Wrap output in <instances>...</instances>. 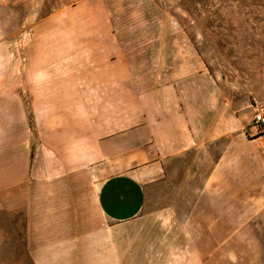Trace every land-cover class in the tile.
<instances>
[{"label":"crops","instance_id":"obj_1","mask_svg":"<svg viewBox=\"0 0 264 264\" xmlns=\"http://www.w3.org/2000/svg\"><path fill=\"white\" fill-rule=\"evenodd\" d=\"M75 37L38 33L31 65L0 66V264H264V196L236 177L232 144L211 162L201 137L221 135L196 130L194 71L159 85L114 63L58 72L52 54L88 40ZM72 100L79 113L56 111ZM21 213L26 227L9 226Z\"/></svg>","mask_w":264,"mask_h":264},{"label":"rangeland","instance_id":"obj_2","mask_svg":"<svg viewBox=\"0 0 264 264\" xmlns=\"http://www.w3.org/2000/svg\"><path fill=\"white\" fill-rule=\"evenodd\" d=\"M38 33L88 38L69 42L76 44L73 50L52 54L58 72L62 67L67 71L69 66L114 63L122 67L123 81L135 76L138 85L151 80L159 85L176 65L184 67V80L194 71L196 130L221 135L201 137L204 148L214 152L211 162L232 144L233 160L245 164L236 177L264 196V133L255 122L264 113V0H0V66L31 65ZM128 69L136 71L124 72ZM2 91L0 87V96ZM23 98L36 146L38 126L29 89L23 90ZM80 108L72 100L56 111L73 115ZM88 108L96 116L112 106ZM121 111L122 117L129 112L125 105ZM95 116L90 124L107 125ZM129 131L121 132L126 143ZM8 224L23 230L26 213L10 217Z\"/></svg>","mask_w":264,"mask_h":264},{"label":"built area","instance_id":"obj_3","mask_svg":"<svg viewBox=\"0 0 264 264\" xmlns=\"http://www.w3.org/2000/svg\"><path fill=\"white\" fill-rule=\"evenodd\" d=\"M255 122L258 132L264 133V113H258L255 116Z\"/></svg>","mask_w":264,"mask_h":264}]
</instances>
